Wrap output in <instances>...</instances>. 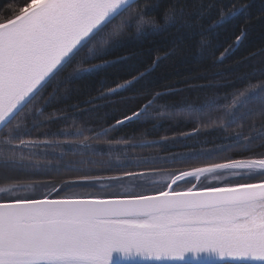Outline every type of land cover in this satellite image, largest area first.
Returning <instances> with one entry per match:
<instances>
[{"label": "snow or ice", "instance_id": "obj_1", "mask_svg": "<svg viewBox=\"0 0 264 264\" xmlns=\"http://www.w3.org/2000/svg\"><path fill=\"white\" fill-rule=\"evenodd\" d=\"M149 7L148 0H8L4 6L0 15V264H264V71L233 92L216 118L222 129L238 125L234 140L244 149L242 157L170 172L160 188L146 187L152 176L164 171L160 168L124 167L117 175L103 177L74 167L91 164L113 170L110 161L91 159L89 140L100 134L92 138L83 132L56 134L83 137L75 142L25 139L30 135L24 127L28 109L43 99L52 82L64 73L61 83L126 60H108L105 53L133 30L143 35L174 28L182 38L210 49L220 29L237 23L238 34L220 53L223 58L243 42L254 20L264 23V0L259 7L255 0H174L163 23L146 18ZM143 76L142 72L131 76L101 98L133 87ZM163 95L155 93L112 127L149 118L150 109ZM37 112L33 107L31 114ZM163 114L156 111L157 118ZM40 143L52 149L67 145L68 151L61 152L54 166L47 159L52 153L33 151ZM69 152L80 159L65 163ZM140 162L157 161L143 158ZM61 167L80 175L58 181L59 187L44 183L50 190L38 196L20 195L38 183L33 176ZM225 173L232 179L224 183H192L206 175L220 179ZM104 179L115 184L131 180L141 190L61 195L66 189L94 186ZM181 183L188 186L181 188Z\"/></svg>", "mask_w": 264, "mask_h": 264}, {"label": "trees", "instance_id": "obj_2", "mask_svg": "<svg viewBox=\"0 0 264 264\" xmlns=\"http://www.w3.org/2000/svg\"><path fill=\"white\" fill-rule=\"evenodd\" d=\"M173 2L148 0L150 7L146 9V18L154 17L163 23L165 11ZM255 2L259 7L260 0ZM7 3L8 0H0V15ZM238 29L237 23L220 29L210 49L199 47L194 39L182 38L174 28L146 31L143 35H137L133 30L131 35L122 37L114 46L107 48L105 53L108 60L127 57L126 60H120L115 65H105L97 73L61 83L67 75L64 73L52 82L42 93L43 99L38 98L28 109L29 118L24 122V127L30 135L25 139L75 142L83 137L56 134L83 132L84 136L90 138L100 134L98 138L89 140L93 145L89 149L91 159L110 161L113 170H100V166L91 164L73 166L103 177L117 175L124 167L134 171L160 168L164 170L160 173L163 175L222 162L226 157L241 158L244 149L234 140V133L240 131V128L233 124L222 129L221 122L216 118L222 114L233 92L244 88L249 80L254 82L264 71V54H260V50L264 49V23L254 20L243 42L221 58L220 53L224 48L234 43ZM251 53L257 55L253 57ZM157 57L160 59L153 65L152 61ZM141 72L144 76L133 87L101 98L109 88H115L118 83ZM157 92L164 95L150 109L152 115L149 118L134 119L112 127L116 119L138 110ZM33 107L43 112V115L37 112L33 116ZM157 110L164 114L157 118ZM65 116L68 118L64 119ZM105 131L107 135H103ZM228 145L232 146L227 151H217ZM33 151L52 153L47 159L52 160L55 166L58 163L56 158L62 151H68V146L52 149L40 143ZM177 156L183 158L173 160ZM143 158L157 162L144 164L140 162ZM78 159L79 156H73L70 152L64 156L65 163ZM77 175L80 173L69 172L63 167L59 171L44 169L32 177L38 183L30 184L33 187L25 191L37 192L35 196H38L50 190L43 186L44 183L50 181L59 187L58 181L72 179ZM224 182L227 181L220 180L218 183ZM192 183L213 184L204 179H193ZM113 184L104 179L94 186L66 189L61 195L68 192L108 195L118 192ZM186 186L181 183V188ZM122 187L129 192L141 190L133 184Z\"/></svg>", "mask_w": 264, "mask_h": 264}, {"label": "rangeland", "instance_id": "obj_3", "mask_svg": "<svg viewBox=\"0 0 264 264\" xmlns=\"http://www.w3.org/2000/svg\"><path fill=\"white\" fill-rule=\"evenodd\" d=\"M167 178H168V174H163V175H160V174H156L154 176H152V178L149 180L148 184V188H160L164 185V183L167 182ZM207 180L209 183H218L220 180H226V181H229L231 180L232 178L230 176H228V174H224L220 179H217L216 176L214 175H206V176H202L200 178V180ZM158 180V181H157ZM129 184H133L134 186L136 185V183L134 181H131V180H125L123 181L122 184H113L114 188L116 189L115 191H118V192H124L125 190H123L125 187H122V186H126V185H129ZM152 184V185H151ZM154 184V185H153ZM121 185V186H120ZM156 185H158L156 187ZM33 187L32 185L28 186V188H31ZM130 191V190H129ZM35 194H37V192H32V193H28L27 191H24V192H21L20 195H27V196H35ZM37 196V195H36Z\"/></svg>", "mask_w": 264, "mask_h": 264}, {"label": "water", "instance_id": "obj_4", "mask_svg": "<svg viewBox=\"0 0 264 264\" xmlns=\"http://www.w3.org/2000/svg\"><path fill=\"white\" fill-rule=\"evenodd\" d=\"M123 264H130V262H123ZM137 264H139V262H137ZM213 264H220L219 261H214Z\"/></svg>", "mask_w": 264, "mask_h": 264}]
</instances>
